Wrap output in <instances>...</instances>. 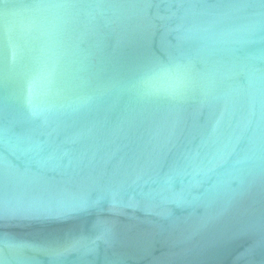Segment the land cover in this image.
Listing matches in <instances>:
<instances>
[{"label":"water","instance_id":"95a60500","mask_svg":"<svg viewBox=\"0 0 264 264\" xmlns=\"http://www.w3.org/2000/svg\"><path fill=\"white\" fill-rule=\"evenodd\" d=\"M0 264H264V0H0Z\"/></svg>","mask_w":264,"mask_h":264},{"label":"clouds","instance_id":"9594fccd","mask_svg":"<svg viewBox=\"0 0 264 264\" xmlns=\"http://www.w3.org/2000/svg\"><path fill=\"white\" fill-rule=\"evenodd\" d=\"M179 72L175 74L168 71H162L158 75L151 76L146 81V86L149 88H156L161 83H167L169 86H177L179 84Z\"/></svg>","mask_w":264,"mask_h":264}]
</instances>
